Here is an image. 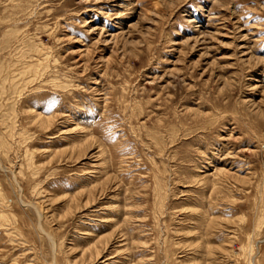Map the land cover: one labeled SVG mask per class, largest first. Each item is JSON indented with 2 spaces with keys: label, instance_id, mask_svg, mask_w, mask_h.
<instances>
[{
  "label": "rangeland",
  "instance_id": "1",
  "mask_svg": "<svg viewBox=\"0 0 264 264\" xmlns=\"http://www.w3.org/2000/svg\"><path fill=\"white\" fill-rule=\"evenodd\" d=\"M0 264H264V0H0Z\"/></svg>",
  "mask_w": 264,
  "mask_h": 264
},
{
  "label": "bare ground",
  "instance_id": "2",
  "mask_svg": "<svg viewBox=\"0 0 264 264\" xmlns=\"http://www.w3.org/2000/svg\"><path fill=\"white\" fill-rule=\"evenodd\" d=\"M26 68H28V66H27ZM26 68H25V69H26ZM34 119H35L36 121H42V122H44L46 118H43V117L40 116V114L36 113V114L34 115ZM45 122H46V121H45Z\"/></svg>",
  "mask_w": 264,
  "mask_h": 264
}]
</instances>
